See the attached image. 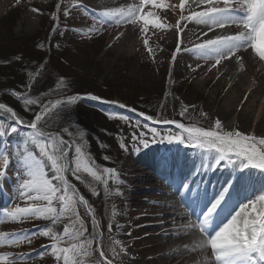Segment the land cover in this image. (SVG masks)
Here are the masks:
<instances>
[{"label": "rangeland", "instance_id": "374dc122", "mask_svg": "<svg viewBox=\"0 0 264 264\" xmlns=\"http://www.w3.org/2000/svg\"><path fill=\"white\" fill-rule=\"evenodd\" d=\"M131 1L138 7L141 4V0ZM0 2V67L9 66L13 61H21V69L32 67L30 63L33 56L42 61L43 70L41 66L38 69L42 70L41 76L49 73L48 83L43 89L40 87V98L56 93L63 94L53 100H46L38 107L35 116L42 113L44 106H48V111H51L56 106L67 103L70 97H75L72 103L82 100L80 103L84 107L78 109L80 112L85 111L87 116L84 122H88L87 125L96 131L87 132L89 127L74 118L68 109L61 117L66 118L67 123L63 129H58L59 132L46 131L41 126L38 128V131L44 133L42 140H47L49 136H58L67 142L68 151L63 162L68 165L65 178L74 189V196L72 191L68 193L73 196L74 204L71 211L59 215L55 222L52 214L46 216L42 213L26 218L17 216L13 219L10 214L17 208L47 207L46 200L36 199L42 193L33 191L31 186L21 188L26 180H32L28 168L29 155L43 161L49 178L54 172L47 158L42 157L37 146L30 142L32 129L27 124H18L4 115L0 116V127L8 132L7 135H0V157H3L0 158V168L7 169L6 175L0 177V234L7 237H0V264H65L63 254L57 253L53 245L64 249L85 239L88 241L85 248L87 255L81 252L73 256L69 252L68 264H74L75 260L79 264H107V260L112 264H155L151 258V249L155 242L149 240L152 236L148 234L154 232L152 227L158 224L157 220L150 217L157 209V201H165L163 198L168 195L170 200H186L187 205L185 208L182 205L183 213L179 214V219H175L170 211L167 214L170 216L171 232L177 231L191 238L195 230L200 231L198 227L191 225L203 218L206 209L218 196L212 194L209 197L208 194V199L199 213V200L206 192L204 190L208 187L207 183L197 180L199 183L192 190L197 193L191 191L193 194L190 196L188 188L183 191L185 184L180 185L179 167L173 170L176 181L170 185L164 182V177L161 181L162 174L154 166H160L162 162L166 164V157L175 156L180 149L173 147L183 148L193 155H214V150L206 152L195 147L196 141L189 140L186 128H204L203 126L208 125L211 126V131L240 132L254 136L258 143L259 139L264 138V131L255 133L254 125L257 120H251L250 117L244 123H237L240 128L234 127L240 110L256 114L258 107L261 104L264 106V100L254 89L257 83L252 81L249 71L238 69L235 77L233 67L226 68L221 63L224 57L218 58L217 63V58H202L199 50L194 51V44L200 40L199 35L205 25L188 19L181 20V16H190L191 9L205 5L201 0H184L183 9L181 0H156L155 4H144L139 7V13L147 17L149 23L145 24L143 20L137 19L135 24H120L119 33L125 32L129 26L134 33L133 37L125 41V35L117 39L112 37L110 33L116 30L115 27L111 24L106 27L105 21L98 17V13L101 15L105 10L112 9L109 0ZM234 3L235 0H232V4ZM217 6L223 7V0H217ZM32 9H38L39 12ZM118 9H125V6L121 4ZM242 15V12L236 13L237 17ZM9 16L16 19L10 27L5 23ZM153 20L160 25L159 28L151 23ZM227 27L229 23L221 28ZM182 42L185 45L180 49L181 54L176 53L178 43L181 45ZM261 48L264 49V44ZM18 49H28L31 55L22 56L23 53H16ZM255 57L258 58L259 55ZM57 67L63 70L58 71ZM211 70L216 72V80L209 83L206 80L212 77ZM17 74L21 73L15 72V78ZM34 76L35 74L30 78V85L34 83ZM37 89L39 88L26 101H37ZM78 89L86 90L83 91L85 94H79ZM217 90L219 93L215 96ZM28 92L25 91L24 94ZM242 92L245 93V98L243 102L239 100L237 105L235 97ZM109 94L116 97L110 100L102 98ZM26 101L21 105L23 113H27L34 104ZM53 104L56 106L52 107ZM128 104L139 106L143 110L137 111ZM229 104L231 115L223 121L216 113L222 109L228 111L225 106ZM174 116L188 126L179 128V123L164 122ZM217 120L221 122L220 129L215 127ZM54 124L57 125L56 119ZM102 125L103 129L100 128ZM98 127L100 130L96 129ZM11 128L16 131L12 132ZM88 133L93 146L87 140ZM168 136L174 138L171 143L163 139ZM176 137L184 142H179ZM141 140H146L148 147H144ZM76 147L82 149L80 159L100 176L99 180L83 170L78 173L72 171L77 158ZM91 147L96 152L91 151ZM150 148L159 151L150 155V151H147ZM4 159H7V164ZM220 162L229 165L226 161ZM198 165L200 164H195V167ZM203 167L209 170L208 166L201 165L202 169ZM234 167L240 169L236 165ZM107 169L113 170V173L105 171ZM163 169L171 174L167 166H163ZM249 171L255 176L258 175L263 182L256 180L257 185L252 188L254 190L249 196L245 194L241 198L232 199L221 210L218 219L223 213L225 216L227 212L240 211L241 204L255 200L256 196L264 193V170L249 168ZM193 176L194 174L191 179ZM52 183L60 184L57 180H52ZM172 189H177L176 193ZM22 191L24 195H21ZM29 194L32 199H29ZM52 206L57 213L60 212L59 200H54ZM167 208L174 211L173 207ZM177 223L182 228L179 229ZM212 223H215V227L211 233L215 234L222 225L216 226L217 222L212 219L205 226L207 232ZM81 224L83 237L77 238L73 226L79 229ZM66 227L68 233L64 234ZM45 231L61 234L63 238L54 241L50 236L42 234ZM202 234L205 237V233ZM101 251L105 253L104 257L101 256ZM203 253L206 254L204 250H192V253L182 256L180 261L186 258L183 264H211Z\"/></svg>", "mask_w": 264, "mask_h": 264}, {"label": "snow or ice", "instance_id": "6c2138e0", "mask_svg": "<svg viewBox=\"0 0 264 264\" xmlns=\"http://www.w3.org/2000/svg\"><path fill=\"white\" fill-rule=\"evenodd\" d=\"M19 2V0H17ZM201 2L210 5L206 10L201 12H193L187 17L190 21H195L198 24H204L209 26L223 27L225 23L237 24L241 30L233 36L217 37L214 39H207L203 43L195 46L194 51L199 50L202 53V58H217V63L221 57H228L234 55L240 48L250 44L251 48L256 51L261 60H264V49L261 45L264 44V0H235V6L233 7L232 0H223V7L217 6V0H201ZM152 3L155 4L156 0H141L139 7L144 4ZM59 7V5H58ZM139 7L135 5H129L126 9H108L101 13V15L109 18V22L112 19L116 20L119 25L121 23L135 24L137 19L143 20L145 24L149 23L147 17L139 15ZM184 7V0H181V8ZM35 12H39L38 9H32ZM242 12L243 15L237 17L236 13ZM68 13L66 12L65 15ZM149 16L151 13L148 14ZM185 19L182 15L181 20ZM157 28L160 25L155 21H151ZM180 21L177 22L179 28ZM259 26V27H258ZM143 31V29H141ZM182 31V30H180ZM207 35V33H204ZM147 45V40H145ZM180 50L178 43L177 52ZM176 53L173 54L175 59ZM239 59V57H237ZM98 99L97 97H92ZM75 97H70L67 103H71ZM27 103H34V101H26ZM61 102H57L59 104ZM56 105L53 104L52 107ZM121 107H124L121 105ZM5 106L0 104V109H4ZM9 113L13 114L11 108L6 109ZM48 111V106H44L41 114H37L35 119L30 122L28 127L32 129V136L29 138L30 142L35 144L39 149L40 155L46 157L50 162L51 168L54 175L49 178L45 172L43 161L35 159L34 157L27 158L29 160L28 168L29 175L32 177L31 181L26 180L21 188L32 187L33 191L42 193L41 196L36 199L46 200L47 207H28V208H17L15 212L11 213L13 219L17 216L26 218L28 216H35L38 213L44 215L52 214L55 222V218L62 215L65 211H71L72 205L74 204L73 196L75 194L74 189L65 178V173L68 171V165L65 164L64 158L67 155V142L58 136H49L47 140H42L44 133L38 131V122L41 121L43 115ZM18 124L24 122L16 118ZM168 123V121H164ZM177 127L184 128V125L178 124ZM216 129L221 128V122L216 121ZM12 132H15V128H11ZM67 131V129H65ZM155 131V130H153ZM186 132L189 133V140H195V147H199L206 152H212L214 150V164L220 161H226L229 165H236L240 169L252 168L258 170H264V138L259 139L254 136H247L240 132H219L204 130L201 128H186ZM7 130L0 127V135H7ZM163 139H167L169 143L173 141V137L168 136ZM175 139L183 143L184 141L179 137ZM144 147H148L146 140H141ZM123 147V145H121ZM77 158L75 166L72 169L74 173H78L81 170L88 172L94 176L97 180L100 179L88 165L84 164L80 159L82 149L76 147ZM7 164V159L5 160ZM6 167L0 168V177L6 175ZM108 173H113V170H105ZM79 178V177H77ZM52 180L60 182L59 185H54ZM63 189H61V186ZM188 185L185 184V188ZM69 191L73 192V196H70ZM62 192V194H61ZM227 189L221 191L214 202L211 203L210 207L204 213L203 218L198 223L191 225V227H198L202 233H205L204 245L210 246L212 249V255L215 257V264H264V193L256 196L255 200H249L246 204L240 205V211L236 215H232L231 219L227 223H224L218 231H215L214 235H209L207 228L211 216L216 212L217 208L221 205ZM25 193L22 191L21 195ZM29 199H32L29 194ZM82 199V198H81ZM54 200H59L61 203L60 212L57 213L56 209L52 206ZM251 208V211L249 209ZM76 232V237H83V225H80L79 229L73 226ZM68 233V228H65V233ZM44 236H50L54 241H59L63 238L61 234H54L48 231L42 233ZM2 237V234H0ZM7 239V237H2ZM17 242L18 241H13ZM88 241L81 240L79 244H72L69 248H53L57 253L63 254L65 264H68V253L71 252L73 256H77L85 251ZM101 256L104 257L105 253L101 251ZM59 259L60 256L58 255ZM74 264H79L78 260L74 261ZM107 264H112L110 260H107Z\"/></svg>", "mask_w": 264, "mask_h": 264}, {"label": "bare ground", "instance_id": "6f19581e", "mask_svg": "<svg viewBox=\"0 0 264 264\" xmlns=\"http://www.w3.org/2000/svg\"><path fill=\"white\" fill-rule=\"evenodd\" d=\"M109 1L111 2L110 8L112 9H118L121 4L125 6V9L129 5H134V2L131 0H109ZM94 4L95 3H93L92 6H94ZM146 5H148V3ZM209 6L210 5L208 4L197 6L193 8L194 10L191 9L190 12L191 13L201 12V11L206 10V8ZM234 6H235V3L233 4V7ZM91 14H94V12L93 13L91 12ZM180 15H181V11H179V16ZM183 16L185 17V19H187L189 15H183ZM98 17H101L105 21V23L107 24L106 27H108V25L110 26V24L115 27L116 30L111 31L110 33L112 37L117 39L121 35H125L123 37V41H125L134 36V33L132 32V27L129 26L125 32L119 33L118 29H121L120 24L118 25L115 19H112L111 22H109L108 17L100 15L99 13H98ZM240 30L241 28L237 24L229 23V27H227L226 29L213 25L211 26V30H209L208 25H205L204 28L202 29V32L199 35L200 40L198 42L196 41L197 43H195L194 45L196 46L198 44H201L207 39H214L217 37H224V36H233V35H236L237 32ZM204 33H207V35H204ZM184 45L185 43L182 42V44L180 45V49ZM176 53L181 54V51L179 50ZM256 55L257 53L254 52V50L251 48V45L248 44L242 47L240 51H237L234 55L228 56L229 58L224 57L223 61L221 60V63L225 65L226 68L227 67L229 68L230 66H232L235 71V77L238 74V69H241V71L242 70L249 71L252 77V81L257 83L256 86H254L255 92L260 96L262 100H264V83H263L264 82L263 81L264 79V60H261L259 57L256 58L255 57ZM237 57H239V59H237ZM210 75L212 77H209L206 80V81H209V83H211L213 80H216L215 79L216 72L211 70ZM238 82L240 81L238 80ZM231 86H232V82H231ZM218 93H219V90H217V92L214 93L215 96ZM244 98H245V93L243 92L241 94L236 95L235 99L237 100L236 101L237 105L239 104L238 101L240 100L241 102L242 100H244ZM230 105L231 104H229L228 106H225L226 107L225 109H228V107H231ZM231 110L232 109L230 110L228 109V111H226L222 109L219 112H217L216 115L217 117H219L221 120L224 121L228 118V116L231 115ZM255 113L256 114L252 113L251 111L248 112V111L240 110L238 112V117L236 119L234 127L240 128L238 124L248 121V118L251 117V120L253 118L254 120H257V122L254 125L255 133L257 131L258 133H260L262 130L264 131V106L261 104ZM171 148L172 147H166V149H171ZM173 149H176V150L180 149V150L178 151V153H176L175 156L170 155L166 157V160H167L166 164L162 162L160 166H156V165L154 166V168L162 174L160 178L161 181H163L165 178L164 182L171 185L173 181H176V176L173 170H176L175 167H179L178 179L179 181L181 180L180 185L181 186L183 184L188 185L187 188H188V191H190L189 193L190 196L193 194V193L191 194V191L194 190V188H196V185L199 183V182L198 183L196 182L197 180L199 181V179L202 180L204 184L207 183L208 185L207 189L204 190L206 192H204L201 195V197L202 196L207 197L208 194H209V197L212 194H216L218 196L221 191H224L225 189H227V192L225 193V196H224V198L226 197V199L222 201L221 205L219 206L221 207L220 211L223 210L224 207L226 208V206L229 204L230 201H232V199L241 198L245 194L249 196V194L252 193V191L254 190L252 188H255L257 185L255 182L256 180L257 181L259 180L261 183L263 182V179L258 178L257 177L258 175L255 176L253 172L249 171V168L237 170L234 167V165H225L221 162L216 163L215 166L213 167L214 157L210 154L202 156V154L198 153V154L193 155L188 151L186 152L185 150H183V148H180V147L179 148L173 147ZM147 151H150V155L151 154L155 155L154 152L159 151V150H157L156 148L155 149L150 148ZM160 158L162 159L163 157H160ZM1 159H3V157ZM4 160L3 161L1 160V162H4ZM148 164L149 163H146V165ZM195 164H200V165H198V167L196 168ZM201 165L208 166L209 170L206 169L205 167H203L202 169ZM163 166L165 168L167 166L169 168L168 171L171 172V174L168 173L167 171H164L165 169H163ZM193 174L194 176L191 179ZM190 179H191V182H190ZM187 188H185V185H184L183 191L184 190L186 191ZM172 191L176 193V189L174 190L172 189ZM192 192L197 193L196 191H192ZM163 199H166V200L165 201L159 200L157 201V204L155 203L156 204L155 206L157 209H155V213L150 216L151 218L158 221L157 222L158 224H155V226L152 227V230H154V232L148 234V236L149 235L152 236V238H150L149 240L155 242V244L152 245L153 248L151 249V252H152L151 258H153L152 261H154L155 264H183L184 263L183 260H185L186 258H184L181 261H180V258L184 256L186 253H192V250L193 251L204 250L206 254L203 253L202 255L204 256L206 255L211 261V264H215V257L212 255L211 247L203 246L204 245V235L202 234L201 230L200 231L195 230V232L193 233L194 236L191 238L184 234L178 233L177 231L171 232V225H170V219H169L170 216H168L167 213L170 211L175 216V219H179L178 218L179 214L183 213L181 210L182 205L184 208H185V205H187L186 200L184 198L181 201L180 200L178 201L177 198H174V200H170L169 195ZM201 204H203V202H201ZM167 207H173L174 211L169 210ZM237 212L239 211L233 210V212H227L225 216L223 213V216L219 218L218 220H216V222L223 226V224L227 223L228 220L231 219V216L236 215ZM220 213H222V211ZM213 216L214 214L211 216V219L213 218ZM177 224H178L177 227L179 229L182 228V225L180 223H177ZM209 235H214V233L210 232Z\"/></svg>", "mask_w": 264, "mask_h": 264}, {"label": "trees", "instance_id": "16d2710c", "mask_svg": "<svg viewBox=\"0 0 264 264\" xmlns=\"http://www.w3.org/2000/svg\"><path fill=\"white\" fill-rule=\"evenodd\" d=\"M16 19L13 20L12 16H9L8 19H5V23L7 24L8 27H10V25L14 24ZM4 28V26H2ZM6 27V25H5ZM7 28V27H6ZM28 49H18L16 53H23L22 56H27L31 55L30 53H28ZM21 56V57H22ZM31 65L32 67H25L21 69V61L20 63L13 61L11 63V65L9 66H2L0 67V104H3L6 108L4 109H0V116H6L8 117L10 120H12L13 122L16 123V118L22 120L25 124L29 125L30 122H32L33 117L35 116V112L38 109V107H40L42 104L45 103L46 100H53L58 96H62V93H56L54 95H50V96H45L40 98V95L38 94L40 89L44 88L45 84H47L48 82V72L44 73L41 76V71L43 70V64H41V60H37L35 59L33 56L31 58ZM21 60V59H19ZM44 60V59H43ZM41 61V62H40ZM41 66V67H40ZM39 67L42 69L41 71L38 70ZM48 71L50 70L49 68H46ZM57 69H59L58 71H61L63 69H60L59 67H57ZM15 72H20L21 74H17L16 78H15ZM35 74V79H34V83L30 85L31 81L30 78ZM20 75V78L18 79ZM41 80V83H40ZM38 84V85H37ZM30 85V86H29ZM31 87V88H29ZM37 89V93L36 95H39L37 101H35V103L33 104V106L30 108V110L27 113H23V110L21 108V105L24 104V102L27 100V98L30 97V95H34V90L36 88ZM41 87V88H40ZM84 87V86H83ZM29 88V89H28ZM79 88V86H78ZM25 91H29L28 93L24 94ZM86 90L83 89H78L77 92L80 94H85ZM90 91V90H89ZM164 92V91H163ZM24 95H22V94ZM20 94V95H18ZM29 94V95H28ZM163 96V93H162ZM116 97V95L114 94H109L108 96H105L102 98L110 100V98ZM132 97V96H131ZM137 97V96H136ZM82 101V100H81ZM80 100L77 101V103H62L61 105L56 106V108L52 109L51 111H48L46 113V115L41 119V121L38 122V126L43 127V129H45L46 131H51L54 130V132H59V128L63 129L64 124H66V118L63 119L61 118L65 112V110L68 109V111H70L72 113V116L76 119H79V121L82 122V124L87 125L88 122H84L86 121L85 119V111L80 112L78 108L80 107H84L82 105V103ZM133 103V102H132ZM130 106V104H128ZM132 108H134L137 111L142 112L143 108L139 107V106H130ZM7 108H11L13 113H15V117H13L12 113H9L6 109ZM159 107L157 106L156 109H158ZM163 109V108H162ZM85 110V109H83ZM56 115V117H55ZM81 118V119H80ZM84 118V120H83ZM56 119L57 125L54 124V120ZM169 121H180V119L174 117H169L168 118ZM69 122V121H68ZM181 122V121H180ZM185 125V124H184ZM88 126V125H87ZM104 125H102L100 128L103 129ZM38 127V128H39ZM89 129H87V132H96L95 130H92L90 125L88 126ZM205 129L209 128V126H203ZM100 128H96L97 130H100ZM89 133L87 134V140L88 142H92V144H90L91 146H93V141H91L90 137H89ZM91 151L96 152L95 150L90 149Z\"/></svg>", "mask_w": 264, "mask_h": 264}]
</instances>
